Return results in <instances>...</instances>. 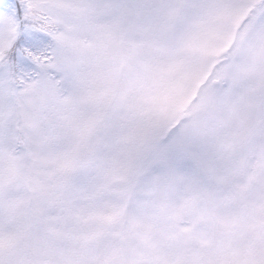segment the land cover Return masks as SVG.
Here are the masks:
<instances>
[{
    "label": "snow or ice",
    "instance_id": "1",
    "mask_svg": "<svg viewBox=\"0 0 264 264\" xmlns=\"http://www.w3.org/2000/svg\"><path fill=\"white\" fill-rule=\"evenodd\" d=\"M0 264H264V0H0Z\"/></svg>",
    "mask_w": 264,
    "mask_h": 264
}]
</instances>
